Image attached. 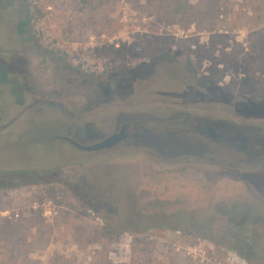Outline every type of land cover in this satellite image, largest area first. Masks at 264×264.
Listing matches in <instances>:
<instances>
[{
    "label": "rangeland",
    "instance_id": "374dc122",
    "mask_svg": "<svg viewBox=\"0 0 264 264\" xmlns=\"http://www.w3.org/2000/svg\"><path fill=\"white\" fill-rule=\"evenodd\" d=\"M152 1L31 0L20 36L27 5L0 0V264H264V161L65 139L124 118L264 136V0Z\"/></svg>",
    "mask_w": 264,
    "mask_h": 264
},
{
    "label": "flooded vegetation",
    "instance_id": "af4514ba",
    "mask_svg": "<svg viewBox=\"0 0 264 264\" xmlns=\"http://www.w3.org/2000/svg\"><path fill=\"white\" fill-rule=\"evenodd\" d=\"M181 127L177 135L172 128L156 134L154 133L155 131H150L145 128V125H139L132 118H124V120L118 122L117 127L110 136H101L94 125L87 124L84 127H74L72 137L65 136V139L71 147L78 149L74 143L81 146L86 144L92 146L103 142L108 137L121 134L124 136L122 143L126 145L134 143L135 145L150 148L163 156L186 155L195 157L206 155L209 144L198 142L191 145L187 143L188 141H185L186 136L193 133L205 142L213 141L215 146H229L248 156L253 161H256V159L259 162L264 161V136L260 134L259 129L241 128L224 122L200 120H195L193 130L191 122H183Z\"/></svg>",
    "mask_w": 264,
    "mask_h": 264
},
{
    "label": "trees",
    "instance_id": "16d2710c",
    "mask_svg": "<svg viewBox=\"0 0 264 264\" xmlns=\"http://www.w3.org/2000/svg\"><path fill=\"white\" fill-rule=\"evenodd\" d=\"M31 0H23V2L27 5L26 7V13L28 14V18L25 21H21L18 24V34L20 36H23L26 33V27L29 26V24L35 19V14H39V11L36 10V6L33 5L32 3H29ZM152 2L156 3V8L158 10H162L165 7H171L172 5L176 6L178 9L180 7V3L178 0H153ZM8 69L6 66L0 64V83L1 84H6L8 81ZM24 179V178H22ZM32 181H28V179H24V183L21 186H30V185H40L41 181L39 180L38 175L34 174L30 177ZM110 232L109 229H106V235ZM116 237L113 239L115 240ZM247 248L253 249V247L250 245H246ZM236 253L243 259L247 260L244 254L240 251H236Z\"/></svg>",
    "mask_w": 264,
    "mask_h": 264
},
{
    "label": "water",
    "instance_id": "95a60500",
    "mask_svg": "<svg viewBox=\"0 0 264 264\" xmlns=\"http://www.w3.org/2000/svg\"><path fill=\"white\" fill-rule=\"evenodd\" d=\"M124 140V136L119 134V135H113L111 137H108L105 139L103 142L84 147L79 144L74 143L75 147H77L79 150L84 151V152H100V151H105V150H111L121 144Z\"/></svg>",
    "mask_w": 264,
    "mask_h": 264
},
{
    "label": "built area",
    "instance_id": "2783aa9c",
    "mask_svg": "<svg viewBox=\"0 0 264 264\" xmlns=\"http://www.w3.org/2000/svg\"><path fill=\"white\" fill-rule=\"evenodd\" d=\"M18 217H19V215H18V214H15V215H14V218H15V219H16V218H18Z\"/></svg>",
    "mask_w": 264,
    "mask_h": 264
}]
</instances>
